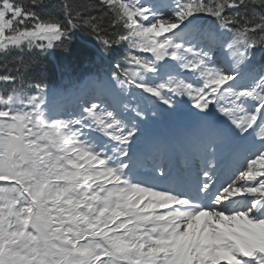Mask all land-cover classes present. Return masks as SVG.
Instances as JSON below:
<instances>
[{
    "label": "snow or ice",
    "instance_id": "1",
    "mask_svg": "<svg viewBox=\"0 0 264 264\" xmlns=\"http://www.w3.org/2000/svg\"><path fill=\"white\" fill-rule=\"evenodd\" d=\"M44 7L0 0V54L127 50L72 110L0 64V264H264V0ZM184 111L183 147L142 127Z\"/></svg>",
    "mask_w": 264,
    "mask_h": 264
},
{
    "label": "trees",
    "instance_id": "2",
    "mask_svg": "<svg viewBox=\"0 0 264 264\" xmlns=\"http://www.w3.org/2000/svg\"><path fill=\"white\" fill-rule=\"evenodd\" d=\"M27 3V0H20ZM63 0H45L43 12L48 16L63 19L59 7ZM95 14V12H93ZM127 50V44L120 46L111 55H105L95 36L76 30L70 42L64 47H56L46 54L38 51L24 52L12 51L8 54H0V64H11L17 58H23L25 64H31L30 70L25 75V80L32 83H42L48 88H63L69 85H77L88 75H94L100 70L106 69L105 57L114 63L123 59V53ZM257 50L253 63L259 58H264V53Z\"/></svg>",
    "mask_w": 264,
    "mask_h": 264
},
{
    "label": "bare ground",
    "instance_id": "3",
    "mask_svg": "<svg viewBox=\"0 0 264 264\" xmlns=\"http://www.w3.org/2000/svg\"><path fill=\"white\" fill-rule=\"evenodd\" d=\"M86 95L85 89H80L79 96L77 99L70 101L67 105V109H72L74 106L78 105L79 101ZM166 119L167 132L165 133V138H167L175 147H183V138L186 128L189 126L183 119H180L179 115L169 116ZM158 134V133H157Z\"/></svg>",
    "mask_w": 264,
    "mask_h": 264
},
{
    "label": "rangeland",
    "instance_id": "4",
    "mask_svg": "<svg viewBox=\"0 0 264 264\" xmlns=\"http://www.w3.org/2000/svg\"><path fill=\"white\" fill-rule=\"evenodd\" d=\"M87 80H88V78L85 80V82H87ZM85 82L80 83V85L77 86L76 89L73 87L68 88V89H57V88L50 89L52 91V93L55 94L54 99H53V104L55 102L57 105V103L64 100L65 98H68L73 94L79 93L80 89L84 88ZM77 88H78V90H77ZM183 107L185 109H187L188 106L184 105ZM179 117H180V119H183L187 124H190L192 121V115L188 111H184V112L180 113ZM142 127H145L148 132H151L152 130L155 131L156 135H160V133L162 132L161 121L158 118L153 119L150 117L147 124L145 126H142Z\"/></svg>",
    "mask_w": 264,
    "mask_h": 264
}]
</instances>
